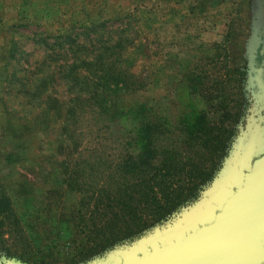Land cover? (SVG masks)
<instances>
[{
    "label": "rangeland",
    "instance_id": "rangeland-1",
    "mask_svg": "<svg viewBox=\"0 0 264 264\" xmlns=\"http://www.w3.org/2000/svg\"><path fill=\"white\" fill-rule=\"evenodd\" d=\"M86 29L102 45L129 42L117 53V72L128 83L111 81L102 90L114 123L68 122L63 86L16 114L22 100L4 83L5 67L12 73L27 59L45 62L38 40ZM228 112L238 115L225 121L238 136L200 203L134 247L84 261V162L100 166L101 154L115 162L141 123L163 122L178 135L202 114L216 125ZM262 153L264 0H0V181L13 204L0 264H133L210 221Z\"/></svg>",
    "mask_w": 264,
    "mask_h": 264
},
{
    "label": "trees",
    "instance_id": "trees-1",
    "mask_svg": "<svg viewBox=\"0 0 264 264\" xmlns=\"http://www.w3.org/2000/svg\"><path fill=\"white\" fill-rule=\"evenodd\" d=\"M93 31L49 34L36 42L47 49L45 62L35 65L27 59L12 67V73L9 65L5 67L4 83L16 89V101L22 100L18 101L22 109L16 114L40 107L45 93L63 86L68 122L88 123L98 118L114 123L102 90L111 81L128 83L130 77L117 72V53L129 42L119 37L114 44L102 45L99 36H91ZM237 117L224 113L221 122L211 125L202 114L193 127H182L178 135L163 122L141 123L128 139L124 153L115 155V162L105 160L102 154L100 166L84 162L79 225L87 241L81 256L84 261L131 247L199 204L238 136V129L225 121ZM104 137L102 131L98 138L104 141ZM12 210V201L0 181V249L5 244L4 232L11 227Z\"/></svg>",
    "mask_w": 264,
    "mask_h": 264
},
{
    "label": "water",
    "instance_id": "water-1",
    "mask_svg": "<svg viewBox=\"0 0 264 264\" xmlns=\"http://www.w3.org/2000/svg\"><path fill=\"white\" fill-rule=\"evenodd\" d=\"M133 264H264V154L252 160L212 220L138 254Z\"/></svg>",
    "mask_w": 264,
    "mask_h": 264
},
{
    "label": "flooded vegetation",
    "instance_id": "flooded-vegetation-1",
    "mask_svg": "<svg viewBox=\"0 0 264 264\" xmlns=\"http://www.w3.org/2000/svg\"><path fill=\"white\" fill-rule=\"evenodd\" d=\"M264 153H262V154H260V155H263ZM260 155H258L257 157H259ZM230 156V155H229ZM256 158V157H255ZM254 159V158H253ZM252 159V160H253ZM252 162V161H251ZM224 167V166H223ZM250 167H251V163H250V166H249V168L247 169V170H245L244 172H246V171H249L250 170ZM244 172H243V174H242V179H241V182H240V184L238 185V186H236V187H234V188H238V187H240L241 185H242V181H243V175H244ZM213 185V184H212ZM233 188V189H234ZM233 189H232V192H233ZM232 192L227 196V197H229L231 194H232ZM226 197V198H227ZM225 201V200H224ZM223 201V202H224ZM223 202H222V204H223ZM222 204L220 205V207L216 210V211H218L220 208H221V206H222ZM215 211V212H216ZM215 212L213 213V216H212V218L214 217V215H215ZM212 218H211V220H212Z\"/></svg>",
    "mask_w": 264,
    "mask_h": 264
},
{
    "label": "bare ground",
    "instance_id": "bare-ground-1",
    "mask_svg": "<svg viewBox=\"0 0 264 264\" xmlns=\"http://www.w3.org/2000/svg\"><path fill=\"white\" fill-rule=\"evenodd\" d=\"M132 263V261L131 262H126V263H124V264H131Z\"/></svg>",
    "mask_w": 264,
    "mask_h": 264
}]
</instances>
